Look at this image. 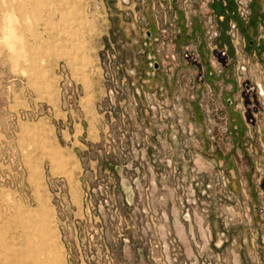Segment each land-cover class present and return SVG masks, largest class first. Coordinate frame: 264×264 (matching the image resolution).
Returning <instances> with one entry per match:
<instances>
[{
    "label": "rangeland",
    "instance_id": "374dc122",
    "mask_svg": "<svg viewBox=\"0 0 264 264\" xmlns=\"http://www.w3.org/2000/svg\"><path fill=\"white\" fill-rule=\"evenodd\" d=\"M215 1L0 0V264H264V21Z\"/></svg>",
    "mask_w": 264,
    "mask_h": 264
},
{
    "label": "crops",
    "instance_id": "0c3cea01",
    "mask_svg": "<svg viewBox=\"0 0 264 264\" xmlns=\"http://www.w3.org/2000/svg\"><path fill=\"white\" fill-rule=\"evenodd\" d=\"M206 4V3H205ZM262 2L261 0H255L252 2L251 4V15L249 16V18L246 21H243L242 19H240V17L238 16L237 13V5L235 0H216L215 3L213 4V8H212V12H216V16L220 17V21H219V37L221 36V38L223 37V35H225L228 30L227 28H224V21L225 19H227L229 21H232V16H237L236 22L240 25L243 26V24H245L244 26L246 27H252L253 28V32L255 33V35H258V27L261 25L262 21H264V15L261 14V6ZM213 16V15H211ZM227 21V22H228ZM227 22H226V26H227ZM200 26V25H199ZM202 34H205V32H203V27L202 26ZM197 25L194 24L193 30L196 31ZM242 30H244V27L242 28ZM250 36V34L248 35ZM218 39V37H217ZM221 39H219V43H221ZM260 44V43H259ZM264 44V43H263ZM260 50V47H259Z\"/></svg>",
    "mask_w": 264,
    "mask_h": 264
},
{
    "label": "built area",
    "instance_id": "2783aa9c",
    "mask_svg": "<svg viewBox=\"0 0 264 264\" xmlns=\"http://www.w3.org/2000/svg\"><path fill=\"white\" fill-rule=\"evenodd\" d=\"M250 1L251 0H237L238 12H239L240 15H242V17L245 20H247L249 18L250 14H251V11L249 9ZM214 36H216V37L219 36L218 30H215L214 31ZM230 36H231L233 42H235V43H239L240 42L239 41L240 40L239 29H238V26H237L236 23H233L231 25V28H230ZM263 37H264V35H263ZM243 42L245 43V40L244 39H243ZM260 92H261V90H260ZM262 94H264V93H262Z\"/></svg>",
    "mask_w": 264,
    "mask_h": 264
},
{
    "label": "bare ground",
    "instance_id": "6f19581e",
    "mask_svg": "<svg viewBox=\"0 0 264 264\" xmlns=\"http://www.w3.org/2000/svg\"><path fill=\"white\" fill-rule=\"evenodd\" d=\"M259 89L261 90L262 93H264V85L261 82H258ZM40 238V237H39ZM43 243V242H42ZM14 257V256H13Z\"/></svg>",
    "mask_w": 264,
    "mask_h": 264
}]
</instances>
